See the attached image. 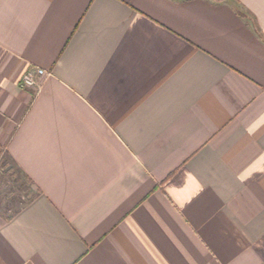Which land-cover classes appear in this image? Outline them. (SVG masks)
I'll return each instance as SVG.
<instances>
[{"label": "crops", "instance_id": "1", "mask_svg": "<svg viewBox=\"0 0 264 264\" xmlns=\"http://www.w3.org/2000/svg\"><path fill=\"white\" fill-rule=\"evenodd\" d=\"M3 173L0 264H264V0H0Z\"/></svg>", "mask_w": 264, "mask_h": 264}, {"label": "built area", "instance_id": "2", "mask_svg": "<svg viewBox=\"0 0 264 264\" xmlns=\"http://www.w3.org/2000/svg\"><path fill=\"white\" fill-rule=\"evenodd\" d=\"M45 73V71L41 68H37L35 73L32 71H27L23 74L21 78V87H36L38 85L36 76H41Z\"/></svg>", "mask_w": 264, "mask_h": 264}, {"label": "rangeland", "instance_id": "3", "mask_svg": "<svg viewBox=\"0 0 264 264\" xmlns=\"http://www.w3.org/2000/svg\"><path fill=\"white\" fill-rule=\"evenodd\" d=\"M1 176V178L2 177H5V179H6V177L7 176H5V173H3L2 175H0ZM0 178V179H1ZM5 184V183H4ZM12 185L14 186V187H16V183L14 182V183H12ZM4 186H7V187H10L11 186V183L10 182H8V183H6ZM2 185L0 184V197H2V198H4L5 197V191L4 192H1L2 191ZM21 193L20 194H17V193H15L14 192V194L12 195V196H10L8 199H11V200H13V202H17V204H20V202H21V200H23L24 198H22L21 196ZM22 198V199H21ZM6 210H10V209H6ZM12 210V209H11Z\"/></svg>", "mask_w": 264, "mask_h": 264}, {"label": "trees", "instance_id": "4", "mask_svg": "<svg viewBox=\"0 0 264 264\" xmlns=\"http://www.w3.org/2000/svg\"><path fill=\"white\" fill-rule=\"evenodd\" d=\"M12 216V213L8 214V215H4V219H8Z\"/></svg>", "mask_w": 264, "mask_h": 264}]
</instances>
